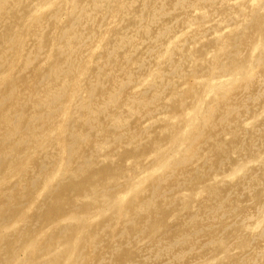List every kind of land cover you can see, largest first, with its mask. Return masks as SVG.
Instances as JSON below:
<instances>
[{
    "label": "bare ground",
    "instance_id": "bare-ground-1",
    "mask_svg": "<svg viewBox=\"0 0 264 264\" xmlns=\"http://www.w3.org/2000/svg\"><path fill=\"white\" fill-rule=\"evenodd\" d=\"M0 264H264V0H0Z\"/></svg>",
    "mask_w": 264,
    "mask_h": 264
}]
</instances>
